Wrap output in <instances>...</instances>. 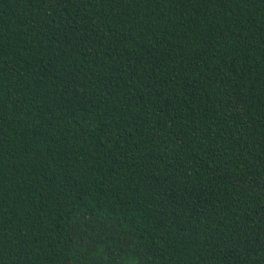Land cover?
<instances>
[{
  "label": "trees",
  "instance_id": "obj_1",
  "mask_svg": "<svg viewBox=\"0 0 264 264\" xmlns=\"http://www.w3.org/2000/svg\"><path fill=\"white\" fill-rule=\"evenodd\" d=\"M0 264H264V0H0Z\"/></svg>",
  "mask_w": 264,
  "mask_h": 264
}]
</instances>
